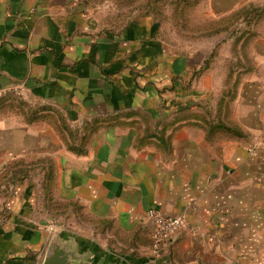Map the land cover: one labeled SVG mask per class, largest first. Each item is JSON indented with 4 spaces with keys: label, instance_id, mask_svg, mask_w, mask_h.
I'll list each match as a JSON object with an SVG mask.
<instances>
[{
    "label": "crops",
    "instance_id": "obj_1",
    "mask_svg": "<svg viewBox=\"0 0 264 264\" xmlns=\"http://www.w3.org/2000/svg\"><path fill=\"white\" fill-rule=\"evenodd\" d=\"M197 11L203 46L0 0V96L43 107L0 119V264H264V0ZM150 209L189 223L159 256Z\"/></svg>",
    "mask_w": 264,
    "mask_h": 264
},
{
    "label": "rangeland",
    "instance_id": "obj_2",
    "mask_svg": "<svg viewBox=\"0 0 264 264\" xmlns=\"http://www.w3.org/2000/svg\"><path fill=\"white\" fill-rule=\"evenodd\" d=\"M85 6L93 13V15L100 19L103 25H110L111 28L120 29L133 19L139 16H153L164 24L165 30L168 28L169 39L171 32L176 33V39L180 43H194L198 46L204 44L203 19L198 13V6L202 5V0H189V10L187 25L178 29L174 24H183L185 20H177L176 16L172 20L173 15L177 12V8L184 7V1L181 0H82ZM187 14V13H186ZM183 19V15L179 17ZM185 24V23H184ZM195 29V33L186 31L187 29ZM215 27L211 31H215ZM34 110L42 111L41 105H33L27 101V98L20 94H8L0 96V119L9 116L26 115ZM81 234L87 235L89 233L83 232ZM155 255V254H154ZM155 255V256H159Z\"/></svg>",
    "mask_w": 264,
    "mask_h": 264
},
{
    "label": "built area",
    "instance_id": "obj_3",
    "mask_svg": "<svg viewBox=\"0 0 264 264\" xmlns=\"http://www.w3.org/2000/svg\"><path fill=\"white\" fill-rule=\"evenodd\" d=\"M147 217L152 223V252L155 255L160 254L163 247L177 233L189 228L188 220L183 214L165 216L154 209H150L147 212Z\"/></svg>",
    "mask_w": 264,
    "mask_h": 264
},
{
    "label": "water",
    "instance_id": "obj_4",
    "mask_svg": "<svg viewBox=\"0 0 264 264\" xmlns=\"http://www.w3.org/2000/svg\"><path fill=\"white\" fill-rule=\"evenodd\" d=\"M75 261V255L57 243L52 245L51 251L46 255L43 264H76Z\"/></svg>",
    "mask_w": 264,
    "mask_h": 264
},
{
    "label": "trees",
    "instance_id": "obj_5",
    "mask_svg": "<svg viewBox=\"0 0 264 264\" xmlns=\"http://www.w3.org/2000/svg\"><path fill=\"white\" fill-rule=\"evenodd\" d=\"M179 1V0H178ZM181 1H184V7L181 9V7L179 6L178 8H177V12L175 13V15H173V18H172V20L174 21L175 19V17L176 16H178V18H177V20H182V22H183V20H185V24L183 23V24H177L176 25V23L174 24V26L175 27H177L178 29H180V26H181V28H183L184 26H186L187 25V19H188V17H187V15H188V10H189V0H181ZM187 13V14H186ZM181 15H183V17H185V18H183V19H180L179 17H181ZM176 21V20H175ZM185 29H187L186 31H191V32H194L195 33V29L193 30V29H188V28H186L185 27ZM203 30H204V28H203ZM213 32V31H212ZM215 33H218L219 32V28H217L215 31H214ZM214 32H213V34H214ZM218 48V47H217ZM213 55H214V53H213ZM206 66H208V62L205 64ZM230 131L232 132H234V129H230ZM236 133V135H240V132H238V131H236L235 132Z\"/></svg>",
    "mask_w": 264,
    "mask_h": 264
}]
</instances>
